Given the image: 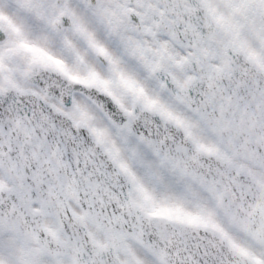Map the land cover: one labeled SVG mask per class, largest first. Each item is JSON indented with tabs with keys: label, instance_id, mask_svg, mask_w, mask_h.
I'll use <instances>...</instances> for the list:
<instances>
[{
	"label": "snow or ice",
	"instance_id": "snow-or-ice-1",
	"mask_svg": "<svg viewBox=\"0 0 264 264\" xmlns=\"http://www.w3.org/2000/svg\"><path fill=\"white\" fill-rule=\"evenodd\" d=\"M0 264H264V0H0Z\"/></svg>",
	"mask_w": 264,
	"mask_h": 264
}]
</instances>
